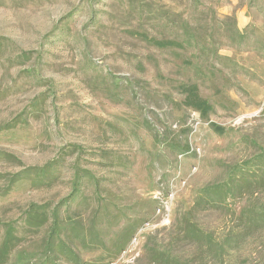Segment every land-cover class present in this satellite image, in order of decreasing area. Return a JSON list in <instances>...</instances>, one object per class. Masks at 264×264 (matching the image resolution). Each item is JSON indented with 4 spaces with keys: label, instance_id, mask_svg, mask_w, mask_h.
I'll list each match as a JSON object with an SVG mask.
<instances>
[{
    "label": "rangeland",
    "instance_id": "374dc122",
    "mask_svg": "<svg viewBox=\"0 0 264 264\" xmlns=\"http://www.w3.org/2000/svg\"><path fill=\"white\" fill-rule=\"evenodd\" d=\"M162 254L264 264V0H0V264Z\"/></svg>",
    "mask_w": 264,
    "mask_h": 264
},
{
    "label": "trees",
    "instance_id": "16d2710c",
    "mask_svg": "<svg viewBox=\"0 0 264 264\" xmlns=\"http://www.w3.org/2000/svg\"><path fill=\"white\" fill-rule=\"evenodd\" d=\"M152 45H154L157 48H174V47H181V44L175 41H158V40H152ZM178 89L181 91L182 95L184 96V100L182 102L183 106L188 107L200 114L202 118H207L209 113L212 111L211 104L202 98L198 93V86L196 84H180L178 86ZM211 129L217 133L221 134L223 132V129L219 126H216L215 124H210ZM185 149H189L188 146H186ZM43 171L45 168L42 169ZM78 184L80 185V180L83 179V177L78 176ZM165 254H162L161 257L166 260V262L173 264V261L170 259V256H164Z\"/></svg>",
    "mask_w": 264,
    "mask_h": 264
}]
</instances>
